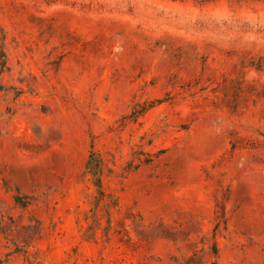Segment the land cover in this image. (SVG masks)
Masks as SVG:
<instances>
[{
  "label": "rangeland",
  "instance_id": "rangeland-1",
  "mask_svg": "<svg viewBox=\"0 0 264 264\" xmlns=\"http://www.w3.org/2000/svg\"><path fill=\"white\" fill-rule=\"evenodd\" d=\"M0 264H264V0H0Z\"/></svg>",
  "mask_w": 264,
  "mask_h": 264
},
{
  "label": "trees",
  "instance_id": "trees-1",
  "mask_svg": "<svg viewBox=\"0 0 264 264\" xmlns=\"http://www.w3.org/2000/svg\"><path fill=\"white\" fill-rule=\"evenodd\" d=\"M88 167H89V162H88Z\"/></svg>",
  "mask_w": 264,
  "mask_h": 264
}]
</instances>
